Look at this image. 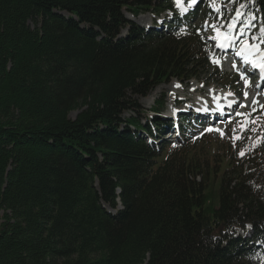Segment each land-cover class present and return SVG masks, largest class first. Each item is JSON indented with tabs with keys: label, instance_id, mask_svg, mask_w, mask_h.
I'll list each match as a JSON object with an SVG mask.
<instances>
[{
	"label": "trees",
	"instance_id": "1",
	"mask_svg": "<svg viewBox=\"0 0 264 264\" xmlns=\"http://www.w3.org/2000/svg\"><path fill=\"white\" fill-rule=\"evenodd\" d=\"M165 8L0 0V264H264V130L235 149L162 135L169 152L118 131L138 98L215 67L198 27L145 36L123 13Z\"/></svg>",
	"mask_w": 264,
	"mask_h": 264
},
{
	"label": "rangeland",
	"instance_id": "2",
	"mask_svg": "<svg viewBox=\"0 0 264 264\" xmlns=\"http://www.w3.org/2000/svg\"><path fill=\"white\" fill-rule=\"evenodd\" d=\"M170 2H172L173 4H176L175 0H170ZM198 3H200V6L202 5L201 1H199ZM232 5L234 6L232 7ZM234 10L235 11L237 10L235 3L233 1L232 3L228 1L226 2L225 9L219 8L218 11H216L218 15L221 11L224 12L223 14L220 15L219 18H217L216 23L210 24V21H209V23H207L205 26L199 27V29L201 30V33L203 34V38L206 39L207 43L210 46L212 45L208 41V39L213 38L215 37V35H217V32L213 30V27H212L213 25H215L216 28L220 32H226L230 34V31H227V29L229 28V25L233 20ZM256 10H258L257 11L258 13L261 12V14L259 15V19H263L264 17L263 12L259 8H256ZM127 12H128L127 10H123L125 17L128 19H131V23H133L135 26L140 27L144 32H148L147 31L148 27L153 26V24L155 23L159 24L162 21L166 22V26L162 28L163 31L168 30V28L170 27L169 21L171 19V15L169 14L162 13L160 14L159 17H154L153 14L150 11H148V12L139 14L137 17H133V15ZM63 14L65 13L63 12ZM66 16H69V15L67 14ZM153 20L155 21L153 22V24H151ZM188 23L198 25L197 20L194 19L193 16H191L189 19L183 18V22L181 24L183 26ZM259 26L261 25L260 24L257 25L256 31H258ZM207 27H212V28L210 29ZM234 27H236V24L234 25ZM155 28L157 29V27ZM125 30L126 28L121 30L120 32L121 36L127 34L128 30L126 31V33L121 34ZM143 37L145 36H142V38ZM234 40L235 39H233V41ZM246 41L249 43H253V42H250L249 40H246ZM231 43H228V44H231ZM213 55L215 56L214 59H217L216 61L219 62V65H216L215 63L216 65L215 67H212L209 70L200 72V74L195 78H191L188 80L187 79L185 80L171 79L168 83L161 84L155 89H153L151 92H149V94L146 97L138 98L137 101H138L140 109L136 111H132V112L131 111L124 112L121 117L122 123L120 124L118 131L125 130V127H127L131 132L135 130V134L138 137L144 139L146 144H151L152 146H154L153 147L154 149H156V147H160L163 150H166V152H169V148L165 146L166 141L161 142V139L156 140V141L152 140L154 138V133H153V131L155 130L154 126L156 125L152 122L151 118L156 116V112L154 111V108L156 107L155 105L156 101H160L161 103H163L161 110L163 112H166V114H169L172 108H175L176 110L188 109L193 112L194 108H189V106H194L197 104L217 105L223 102L225 103V100H227V96H224L223 94H229L233 97L235 102L239 103V105L236 106V108L232 111L225 109L227 112H231V114L229 116L227 114L228 117H226L223 124L219 125L216 128H210V125L205 124V125H202L201 128H205L208 130L210 129L219 130L218 136L222 139H227L228 141H230V144L232 145L233 149L236 148L235 143H236L237 137L238 139H240L242 133L248 127H251L252 134H257L262 128V125L264 123V121L261 120V118H257V117L264 118V98L257 97L255 95V92L251 89L252 84L250 83H248V86H251V88H247V89H244L246 86L242 82H241V85L235 84L232 87L235 90H233L231 87H224V85L231 83L230 76H233L235 72L230 73L231 68H229L227 64V57H226L228 56V54L221 56L219 55L218 52H216V53H213ZM221 58H223L222 62H221ZM220 62L222 64H220ZM213 72H217L218 75L214 74ZM226 74H227V77L225 78ZM243 75L247 77L245 73H243ZM221 76H223L225 79L221 78ZM176 85H179V87H177ZM252 91H253V94H252ZM244 93H247V97H245ZM248 97H250V99ZM253 100H255L256 103H253ZM76 114H77V111H74L70 113V117L74 118ZM160 115L161 114H159L158 116ZM131 118H134V120L136 121L137 120L140 121V125L142 126L143 124L145 125V124H148L149 122L153 124L154 126H151L152 134L149 135L145 130L140 131L132 124L126 123ZM238 123H240V125L237 127L236 125H238ZM200 131H203V130L196 129L195 132H191L188 135L186 134V136L184 135L181 137L179 136V139H176V140H174L172 136H170L169 133L164 135L165 136L164 138L167 140L168 143H170V147H173L177 145H183L186 138H188L189 140L198 139L199 137L197 138L193 136L198 135ZM220 132H223L224 135L221 136ZM147 135L149 137H152V139L150 140L147 137ZM239 234L241 235V232H239ZM243 235H245V233H243Z\"/></svg>",
	"mask_w": 264,
	"mask_h": 264
},
{
	"label": "snow or ice",
	"instance_id": "3",
	"mask_svg": "<svg viewBox=\"0 0 264 264\" xmlns=\"http://www.w3.org/2000/svg\"><path fill=\"white\" fill-rule=\"evenodd\" d=\"M251 2V0H250ZM175 3L177 6L180 5L181 0H175ZM192 3H196V0H192ZM215 0H213V4L210 6H214ZM245 5L241 4L240 7L243 8ZM218 11V9H216ZM238 10V15H239ZM233 25H229L231 28ZM213 30L217 32L216 39L218 40L217 47H226L228 43H231L234 38L229 37L227 33L220 32L215 25L212 26ZM252 41H259V43L264 44V28L260 29V35L259 36H253L250 38ZM237 55L241 56L243 58V62L245 64L250 65L252 69H258L261 74V79H264V50L260 49L259 44L249 43L245 41L241 47V49L237 52ZM213 63H219L216 60H213ZM235 67V65H234ZM241 79L245 81V86L248 85V80L246 77L241 74ZM179 87V85H176ZM259 86V85H258ZM245 97H247V93H244ZM253 103H256L255 100H253ZM243 126V125H242ZM219 131V130H217ZM220 135L223 136L224 133L220 132ZM238 139V137H237ZM241 155L244 153L241 152Z\"/></svg>",
	"mask_w": 264,
	"mask_h": 264
},
{
	"label": "bare ground",
	"instance_id": "4",
	"mask_svg": "<svg viewBox=\"0 0 264 264\" xmlns=\"http://www.w3.org/2000/svg\"><path fill=\"white\" fill-rule=\"evenodd\" d=\"M127 13H128V12H127ZM66 15H67V14L65 13L64 16H66ZM227 35H228L229 37H232V35H229V34H227ZM217 43H218V42H217ZM230 45H231V46L234 45V41H233V40H232V43H231V44H227V46H226V47H223V48H227V47H229ZM248 81H249V80H248ZM252 94H253V91H252ZM252 94H251V96H252ZM259 94H260L259 96H262L261 93H259ZM255 95H256V94H255ZM227 96H229V95H227ZM249 96H250V95H249ZM259 96H258V97H259ZM248 98L250 99V97H248ZM248 98H247V99H248ZM229 99H231V97H230ZM241 101H242V100H241ZM249 102H250V101H249ZM248 105H249V104H248ZM252 125H253V124H252ZM166 134H168V132H165V133L163 134V136L166 135ZM172 142H173V141H172ZM165 144H166V143H165Z\"/></svg>",
	"mask_w": 264,
	"mask_h": 264
}]
</instances>
